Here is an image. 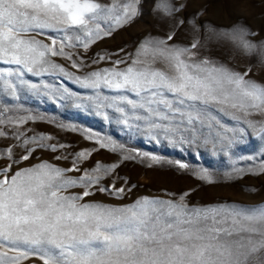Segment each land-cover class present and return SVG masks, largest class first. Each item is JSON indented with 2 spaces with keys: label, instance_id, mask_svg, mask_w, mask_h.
I'll list each match as a JSON object with an SVG mask.
<instances>
[{
  "label": "snow or ice",
  "instance_id": "snow-or-ice-1",
  "mask_svg": "<svg viewBox=\"0 0 264 264\" xmlns=\"http://www.w3.org/2000/svg\"><path fill=\"white\" fill-rule=\"evenodd\" d=\"M140 3L0 0V91L14 99L22 89L62 99L70 95L66 88L26 78L59 76L92 90L86 99L104 119H109L105 110L111 109L124 126L141 129L157 142L162 135L173 147L211 144L230 150L248 129L264 139V83L251 78V68L236 71L202 56L200 49L205 44L200 39L180 46L168 43L174 32L166 39L149 38L129 57L130 63L117 59L113 67L85 76L75 75L53 59L61 57L79 69L83 61L74 59L72 50L82 47L87 51L132 22ZM157 7L165 16H173L186 6L160 0ZM188 22L197 31L195 21ZM208 31L207 41L229 42L239 54L264 65V40L248 38L257 33L243 26ZM9 111L0 105V126L19 131V126L38 119L8 116ZM6 135L0 127V137ZM24 135L19 132L15 139ZM51 139L25 137L16 145L25 149L19 159L11 147L6 150L11 163L0 167V264H22L32 257L43 264H264V202L189 205V193L177 200L141 197L124 205L87 202L84 198L94 195L93 189L116 199H123L126 191L115 184L101 185L116 164L97 162L79 177L66 175L81 171L78 165L91 155L88 150L77 153L68 169L42 161L13 171L14 164L29 160L38 148L56 152L65 147L44 143ZM97 142L102 148L107 146L99 138ZM179 167L187 165L180 163ZM249 171L264 172V164ZM199 178L212 182L206 172ZM76 187L83 191L68 192Z\"/></svg>",
  "mask_w": 264,
  "mask_h": 264
},
{
  "label": "rangeland",
  "instance_id": "rangeland-1",
  "mask_svg": "<svg viewBox=\"0 0 264 264\" xmlns=\"http://www.w3.org/2000/svg\"><path fill=\"white\" fill-rule=\"evenodd\" d=\"M107 2V0H104ZM182 10L173 16H165L157 7L160 0H141L138 5L139 14L130 23L117 28L110 36L92 44L87 51L82 47L73 49L74 59L83 61L79 69L73 68L71 62L61 57L53 59L75 75L85 76L92 71L113 67L117 59H125L130 63L131 57L142 42L149 38L166 39L170 33H175L169 44L180 46L190 45L194 39H200L205 46L200 49L202 56L228 65L236 71H246L257 82L264 83V65L258 60L239 54L229 42L207 41L209 29L218 31L230 30L243 26L258 35L248 37L254 42L264 40V0H170ZM187 21L178 25V21ZM194 20L197 31L193 30ZM100 56L107 57L100 60ZM94 61H96L94 63ZM119 67H124L123 64ZM33 83L47 81L56 88L68 90L70 95L64 98H53L51 95L33 94L26 89L18 91V99L5 95L0 91V105H6L10 111L6 114L12 117L33 116L35 120L16 127L2 125L7 133L0 137V167L11 163L7 158V149L12 148L16 159L25 154L21 145L25 137L51 136L46 144H63L56 152L48 149H36L29 160L13 165V171L46 161L58 167L68 169L73 166L75 155L82 150H88L91 155L79 163L81 171L68 172L70 177H79L84 169L91 170L97 162L101 165H118L113 172L105 176L101 185L124 188L123 199H116L104 192H95L85 197L87 202H100L110 205L131 204L141 197L173 199L189 193L186 201L189 205L237 204L255 205L264 202V172L254 174L249 169L257 170L264 164V139L247 130L246 135L230 150L213 148L211 144L173 147L161 135L159 142L151 139L141 129L128 128L119 122L118 114L111 109L109 119L97 113L93 103L86 99L92 95V90L82 88L72 80L59 76L26 77ZM111 94V93H105ZM232 126L234 122L225 121ZM25 133L19 140L15 136ZM99 141L107 145L100 147ZM117 150L112 151L111 146ZM35 147V145H29ZM64 156L67 159H56ZM130 157V158H125ZM152 157L157 159L154 161ZM187 165L180 168L179 164ZM243 170V171H237ZM207 173L212 182L199 178ZM82 188L68 190L69 193H81ZM171 194V195H170ZM22 264H43L37 258L24 260Z\"/></svg>",
  "mask_w": 264,
  "mask_h": 264
}]
</instances>
